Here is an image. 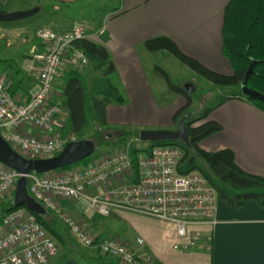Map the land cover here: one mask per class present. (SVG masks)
<instances>
[{
  "label": "crops",
  "instance_id": "obj_1",
  "mask_svg": "<svg viewBox=\"0 0 264 264\" xmlns=\"http://www.w3.org/2000/svg\"><path fill=\"white\" fill-rule=\"evenodd\" d=\"M52 1L68 6L80 4L77 9L81 17H53L50 20H62L61 26L66 21L70 27L68 30L79 24L85 29L87 37L105 45L115 64L112 75L122 85L133 120L145 114L150 116H144L141 122L156 128L174 127L170 114L184 105V99L178 93H174L170 105H157L155 90L149 83L150 70L146 67L149 66L151 56L160 54L161 50H146L144 42L150 38L169 37L183 53L207 68L223 74L232 72L230 62L222 53L221 39L224 8L230 0ZM50 24L55 26L52 22ZM43 51L44 46L39 42L29 54L23 56L22 65L17 68L22 82L16 93H20L23 98H28L37 88L36 69L40 61L35 55ZM68 70L79 72L83 85L88 89L96 87L101 80L97 71H83L82 67H75L67 58L64 59L52 92V100L61 105L58 118L61 120L63 114V125L67 118L62 96L63 75ZM111 106L118 105L106 107L109 125L119 123L113 118ZM208 116L220 123L222 130L200 141V147L207 151L229 148L234 152L240 168L264 177V112L245 99L230 98L214 108ZM26 131L35 132L31 127H26ZM61 201L60 205L69 214L76 216V207ZM113 212L121 211L115 209ZM120 215L116 213L117 217ZM141 215L127 213L128 228L123 234L133 241L127 240L144 262L156 259L164 264H264V207L253 200L236 208L217 199L215 223L191 227L198 236L197 244L191 246L188 244L191 235L179 237L169 224L167 229H173V233L165 232L162 223ZM96 224L94 220L92 224L90 221L91 233L104 237V225L100 222L101 225ZM135 234L139 235L133 240ZM68 237H71L70 234ZM137 239H142L141 245L137 244ZM93 250L96 251L93 257L85 255L83 259L67 258L63 264H89L98 253L96 249Z\"/></svg>",
  "mask_w": 264,
  "mask_h": 264
},
{
  "label": "built area",
  "instance_id": "obj_2",
  "mask_svg": "<svg viewBox=\"0 0 264 264\" xmlns=\"http://www.w3.org/2000/svg\"><path fill=\"white\" fill-rule=\"evenodd\" d=\"M36 37L44 46L35 55L40 61L36 90L28 98L11 94V79L0 73V135L22 157L49 158L75 141L73 134L60 132L61 105L52 100V92L64 59L75 67L88 63L86 54L73 43L87 34L78 24L63 32L39 29ZM181 156L176 145H154L138 153L134 170L129 151L117 147L66 169L31 171L26 175L27 190L80 246L96 249L119 264H144L129 242L91 235L59 201H79L85 212L102 216L115 209L150 216L171 225L179 237L191 235L192 245L198 236L191 227L215 223L217 196L202 173L179 172ZM20 176L0 162V198H13ZM56 253L55 241L30 210L22 206L10 212L0 210V264H46Z\"/></svg>",
  "mask_w": 264,
  "mask_h": 264
},
{
  "label": "trees",
  "instance_id": "obj_3",
  "mask_svg": "<svg viewBox=\"0 0 264 264\" xmlns=\"http://www.w3.org/2000/svg\"><path fill=\"white\" fill-rule=\"evenodd\" d=\"M5 1L8 0H0V11L2 12ZM221 39L222 53L230 62L231 74H223L207 68L195 58L183 53L169 37L157 36L144 42L146 50L150 52L165 50L198 76L221 89L227 87L231 92L222 95L214 104L205 106L184 120L190 147L181 141L147 142L146 146L141 149H129V155L133 168L136 170V157L140 151H148L154 145H176L182 151L179 172L186 174L198 171L202 173L214 188L217 199L236 208L248 200H253L264 207L263 176L246 172L240 168L235 161L234 152L229 148L207 151L199 145L200 141L206 137L222 130L220 123L207 117L214 108L224 101L230 98L245 99L264 112L263 101L245 96L240 89V82L244 74L251 69L246 86L264 95V0H230L224 8ZM73 43L86 54L88 61L94 65L93 70L99 73L101 80L96 87L88 89L83 85L79 72L68 70L64 73L62 96L67 118L66 123L60 128V132L80 136L85 129L93 124V139H96L110 127L106 120V107L111 104L122 105L126 102V97L110 78L115 72V64L105 45L89 37L77 39ZM155 70L166 81L170 91L178 93L186 99L184 105L179 107L173 115V121L177 122L188 112L192 104L191 96L182 86L174 85L170 76L162 68L156 66ZM2 71L14 72L10 93L15 94L22 82V79L17 77L19 69L12 59L0 57V73ZM113 130L120 131L117 128ZM127 135L128 131L121 130L118 137ZM103 142L105 141H97L96 144ZM89 160L90 157L76 164L86 163ZM0 206H4V211L7 212L15 209L10 207L8 202L7 204L1 203ZM32 213L52 239L54 238L60 243L65 242L56 217L50 212L45 216ZM65 261V257L61 258L60 264ZM90 262L89 264H119L116 259L101 255L99 252ZM144 264L164 263L154 259L144 262Z\"/></svg>",
  "mask_w": 264,
  "mask_h": 264
},
{
  "label": "rangeland",
  "instance_id": "obj_4",
  "mask_svg": "<svg viewBox=\"0 0 264 264\" xmlns=\"http://www.w3.org/2000/svg\"><path fill=\"white\" fill-rule=\"evenodd\" d=\"M79 6V3H76L72 6H68L66 4L64 5L62 2H53L52 0H8L7 2L5 1L2 8L3 12L23 11L33 8H38L39 10L33 15L21 19L19 21H15L14 23H0V57L12 59L16 63V67H20L23 62V56L29 54L32 47L36 46L40 42L36 37V31L39 29H50L53 31L68 30L69 25L66 21L63 23L64 25L61 26L62 20L56 19L54 21H51L50 19L53 17L67 19L69 16H71V18H79L81 17L79 14V9H77ZM50 22L54 23L55 26H53V24H50ZM20 27H24V29H20ZM148 62L149 66L146 68L148 69V71L150 70L148 77L149 83L155 90L157 105L163 107L170 105L173 102V97L176 93L168 89L166 81L160 75L157 74L155 70L156 66L162 68L170 76L174 85H179L182 87L187 83L192 85L193 92H188L192 99V104L190 105L188 112H198V110L204 108L205 106L212 105L217 102L222 95H226L231 92V90L227 87L221 89L213 85L208 80L198 76L187 66L182 64L178 59H176L173 55H171L165 50H161L160 54L152 55ZM93 67L94 65L88 61V63L82 67V70L93 71ZM2 73L6 75L9 79H12L14 76L13 71H2ZM17 77H19V74L17 75ZM110 78L120 88L121 92L126 97V102L120 106L118 105L110 107V111L113 114L114 120L119 121V123L117 122V124L113 123L112 125H110L108 129L102 132L100 137L93 139V124H91L89 128L85 129L80 136H74L75 141L79 138L78 140L91 139L95 142L94 151L91 154L90 159L102 153L109 152L117 147H123L126 150H129L131 148H143L144 146H146L147 142L139 140V132L141 130L175 129L177 127L178 121L174 122L175 126L170 128H156L151 124L141 122L144 116H150L145 114L140 115V117L136 116V120H133L132 115H130L131 113L128 110V98L125 95L124 90L122 89L121 83L116 79L114 75H111ZM183 99L185 103L186 99L184 97ZM174 113L175 111L171 113L172 115L170 114V118H173ZM61 116L62 119L59 120L60 123L61 121L64 122L63 114ZM151 116L153 117V115ZM207 118L210 119L209 116ZM124 120H127V122H125ZM62 125H60V127ZM116 128L120 131H128V135L118 137L120 131L113 130ZM62 135L66 136L67 134ZM101 140H104L105 142L96 144L97 141ZM11 199L12 198L2 197L0 198V204H7V202L9 203L11 201ZM62 201H65L64 204L67 203V205L71 206L73 204L76 207L77 213L74 217H76L78 220L80 219L83 222L86 230L90 232L91 235L93 234L91 233L90 221L92 224V220H94V222L97 223L96 225H98L99 222L104 225L103 233L105 234V236L121 237L126 241L129 240L123 233H125V229L128 228V220L126 221V218H128L127 213H130V211L120 209L119 211L121 212H113L114 210H111L107 216H102L98 213L85 212V206L79 201ZM4 209V206H0L1 211H3ZM116 213H120L122 215H120V217H117ZM88 215H90V217L92 216V218H90ZM141 216H145V218L148 220L151 219L152 221H158L162 223L164 225L165 230H163L165 232L173 233V229H167V223L157 220L150 216ZM57 223L59 224V228L62 232V235L64 236L65 242L60 243L53 238L57 245V253L53 257H51L46 264H49L50 262H56L60 264L61 261L59 262V260H61V258L63 257H65L66 259H83V256L85 255L92 257L96 255L95 250L88 248L85 249L84 247L80 246L79 243H77V241L71 235L70 236L72 238L68 237L69 233L64 227V225L60 221H58ZM129 223H131V221H129ZM149 229L152 228L149 227ZM138 235L139 234L133 235V240ZM197 240L193 245L197 244ZM129 241L133 242L131 240ZM207 241L209 245L210 240L208 239ZM189 243L190 242L188 241V244ZM190 246H187V248Z\"/></svg>",
  "mask_w": 264,
  "mask_h": 264
},
{
  "label": "water",
  "instance_id": "obj_5",
  "mask_svg": "<svg viewBox=\"0 0 264 264\" xmlns=\"http://www.w3.org/2000/svg\"><path fill=\"white\" fill-rule=\"evenodd\" d=\"M38 10V8H33L23 11H0V22L19 21L33 15ZM250 72L251 69L244 74L240 82L241 92L251 99L264 102V95L262 93L246 86V80ZM182 88L189 93L193 92V87L189 83L185 84ZM195 112L196 111L187 112L180 117L175 129L141 130L139 132V140L149 143L181 141L187 147H190V141L184 120ZM94 147L95 142L93 140L82 139L68 142L60 153L49 158H25L16 153L0 135V162L21 174L16 180L14 195L9 202V206L14 208L22 206L37 215H47L48 212L45 207L28 193L26 175L31 171L36 173H46L74 165L81 160L89 158L94 151Z\"/></svg>",
  "mask_w": 264,
  "mask_h": 264
}]
</instances>
